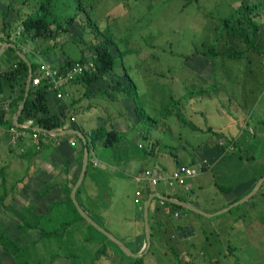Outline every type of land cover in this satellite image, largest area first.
<instances>
[{"label": "rangeland", "instance_id": "obj_1", "mask_svg": "<svg viewBox=\"0 0 264 264\" xmlns=\"http://www.w3.org/2000/svg\"><path fill=\"white\" fill-rule=\"evenodd\" d=\"M49 1L0 0V33L4 30L9 33V40L21 37L23 44L26 43V48H20L22 53H44L46 59L58 66L64 62L62 54H67L65 60L70 57L79 61L85 54L91 55L96 46L105 40V35H112L117 46L112 47V50L114 53L118 50L124 52L126 56L123 60L117 59L115 70L91 86L85 81H77L79 85L83 82L86 84L80 91V98L86 99V107L97 106L99 111H104V118L111 114H125L129 137L135 143L124 137L113 143L111 149L125 158L140 152L145 157H154L155 166L168 169L173 168L180 158L186 161L185 157L189 156L198 157L199 164L203 158L211 161L212 155L220 157L218 162L228 158L220 164H224L232 180L250 179L260 171L244 193L247 196L253 192V195L241 202L238 209L232 210L228 207L230 205L220 199L221 193L216 189L219 183L229 182L222 178L223 182L218 183V174L213 170L217 161L211 168L202 169L198 175L206 177L205 181H194L195 189L185 197L186 205L202 212V216H198V212L192 213L191 209H184L178 210L180 215L177 218L174 216L176 211L161 205L158 210L167 214L163 219L155 218L158 221L152 222L153 232L150 229L151 244L148 249L143 237L144 211L132 203L135 185L131 183L130 176L124 175L118 190L119 201L114 204L115 210H108L103 204L98 210L108 230L117 239L125 238L130 237L134 225H138V234L131 241L132 247L129 246V249L142 255L143 264H264V184L256 187L264 176V107H249L245 98L250 83V87L258 88L253 91V103H256L261 88L255 81L264 79V0H259L261 5L255 16L260 28L257 43L263 52L250 50V60L248 56L232 59L221 55L213 58L212 55L204 54L208 48H214L219 53L226 48H245L238 38L229 37L221 30L223 19L235 12L241 0H82L87 11L86 23L82 22V16L76 15L80 9V3L76 0H53L55 12L49 20L57 38L34 42L30 36H22L24 21L37 14L43 16V5ZM5 22L12 23L11 27L6 29ZM240 27L250 33L245 22ZM32 42L38 43V47L30 49ZM52 50L57 57L52 55ZM123 66L138 83L137 104L131 99H124L121 93L114 92V85L119 81L118 74H123ZM221 67L231 72V75L224 77L228 80L225 86ZM4 74L6 71H0V78L6 85L5 93L0 95L1 112L11 104L9 101L14 95H23L25 86L21 82L19 89L13 90L9 82L5 81ZM225 87L231 94L226 93ZM233 88L235 91L243 89L244 98L236 96L238 92L233 95ZM67 95L73 101L79 94L67 92ZM118 98L132 103L122 107H113L114 104L109 106ZM66 102L63 101V104ZM74 102L67 106L76 104ZM137 108H140L139 112ZM239 109L246 110L245 118L248 121L243 119L241 123L239 114H236ZM256 109L262 110L257 114ZM216 111H231L235 116V124L217 133L215 138L211 136L209 127H215L214 123L220 122L212 117ZM109 121L108 124H111L112 118ZM192 124L197 125L200 128L198 131L202 133L194 131L190 126ZM240 126L254 139L245 141L241 136L237 139L238 143L234 142L233 136L242 130ZM151 128L153 133H148ZM260 129V137H257ZM221 135L232 137V140L226 144L227 139L219 140L217 137ZM219 142L224 143L220 145ZM247 144L250 147L245 149V153L237 150ZM190 160L194 161L192 158ZM194 163L197 164V161ZM203 163L211 166L207 161ZM184 164L189 163L186 161ZM160 185L163 183L160 182L157 187ZM156 190H151V193ZM2 194L0 185V197ZM84 203L86 206L85 198ZM29 205L19 204L12 217H7L2 214L6 203L1 200L0 231L23 245L30 264H131V260L118 253L106 238L89 231L86 220L66 228L60 226L58 233L50 238L41 239L40 230L24 232L22 220L32 218L34 211L22 208ZM64 210L65 207H59L54 212L53 222L47 224L48 229L73 218L71 215L66 216ZM89 211L95 213L94 209ZM137 213L138 219L134 217ZM103 243L108 247L106 252L110 253V258H97ZM174 252L178 254L180 262L176 260ZM0 264H17L1 242Z\"/></svg>", "mask_w": 264, "mask_h": 264}, {"label": "crops", "instance_id": "obj_2", "mask_svg": "<svg viewBox=\"0 0 264 264\" xmlns=\"http://www.w3.org/2000/svg\"><path fill=\"white\" fill-rule=\"evenodd\" d=\"M247 1L250 4H261L259 0H247ZM238 6L239 5H237V7ZM1 34L4 35L0 37V71L3 72L13 69L11 67L15 65L16 57L11 53L10 54L6 53V49L8 47H14L13 46L14 44L9 45L8 43H4V39L7 38L9 33L7 35L4 32H1L0 35ZM17 39L18 38L11 41H17ZM52 40L55 39H51L50 41ZM35 41L36 40H34V42ZM20 42H21L20 43L21 48L23 49L26 48V43L23 44L22 41ZM34 42H32V48L30 49H34L38 47L39 44ZM51 52L54 57H57L56 52L54 50H52ZM18 53L20 56L27 58L29 62L37 63L39 65L38 69L40 68L41 64H45V63L58 66L56 65L55 62H51L50 60L46 59V55L41 52L33 51L31 54L25 55L19 49ZM246 56L249 57V60L252 59L249 52L247 53ZM65 57H67V54L64 55L62 54V61H64L61 62V64L63 63L62 65H66L67 61L70 59L69 57L68 59L65 60ZM221 70H222V79L224 80V86H225L228 80L224 77L230 74L231 72H226V67H221ZM255 82H258L261 88L260 93L258 94V98L256 100L257 102L253 103L255 99V93H253V91H257L258 88L250 87L249 86L250 83L248 85V90L246 93L247 95L245 96V98L248 101L249 107L250 106L257 108L262 106L264 107V88H263L264 85H262L264 84V79L257 80ZM136 84L138 85V83ZM84 85H86L85 82H83L82 85L81 84L79 85V83L75 82L67 86L65 88V95H66L65 99H59L55 92H50L53 101L54 113H59L63 111L68 113V117L65 119L66 127L69 128L70 130L76 129L80 132V134L71 133V132L67 133L69 130L62 131L59 133L52 132L49 134L53 136L50 137L47 136L41 138L42 140L41 143L39 140L41 135H39L38 138H35V134L26 129V127H28V122H30L31 120H29L24 125L19 124V120H20L19 116L23 104L21 105V107H18L17 109L18 111H14L11 108L12 103L14 102V100L18 99L19 95H14L12 100L9 101L11 104L6 106V108L3 110V112L6 113V120L13 122L14 131H12V127L8 128V126L5 127L0 125V176L1 179L3 178L2 179L3 182L2 180H0L1 182L0 185L3 188V194L1 196L3 197L2 201L6 203V207L4 206V212L2 214L6 215L7 217H12L11 215L15 213L16 210H18L17 206L19 204L22 203L30 204L29 206H26L22 209L31 208L34 211L32 213L35 214L36 217L40 219L43 218L42 222L40 223V226L43 229L54 230L55 228L60 227L61 225L54 227L53 229H48L47 224L53 222L54 212L59 208L58 204H61L60 207H65L64 213L66 214V216L71 215L72 217H74V212L67 203L68 201L67 191L68 189L70 190L71 188L74 191V189L76 188L77 184L80 181V178L83 174L84 168L86 166L85 164L87 161L86 174L83 182L80 185L81 191L79 194V198L77 197V200L80 203V205L83 207V209L86 210L89 217L98 219L102 223L103 228H105L108 232H110L102 220L103 217L101 216V212H98V210L102 204L108 210L110 209H113V211L115 210L114 204H116L119 201L118 200L119 186L124 181L125 178L124 175H127L131 177V183L135 185L134 190L132 192L131 201L134 205L143 209L144 219H145L146 204L148 203V200L153 196V198L150 201V205L148 207V222H149V228L151 229L153 226L152 224L153 221H158L157 219H163L167 214L162 212L161 210H158V208H160L161 205L166 207L165 206L166 199L164 198L165 196L168 198H172V200L176 202L181 201L186 204L187 200L185 199V197L191 195L193 189H195V187L193 188V185L195 186V183L193 182L197 181L198 179H201V181L204 182L206 177H203V175L200 176L198 175L196 178L191 180L190 181L191 190L189 192H185L181 188H166L164 185L155 187V189L153 190L156 189L157 190L152 193L151 190L147 189L144 191L143 201L138 205L134 203L135 191L139 187L138 182L136 181V177L141 175L145 169H151L157 174L170 175L180 165L200 166L201 164H203V162L206 161L209 164H211V166L209 167V165L207 164V166L204 167L203 170L206 169L207 167L209 169L212 167L213 164H215L216 161L218 162V159H220V157L217 158L216 156L212 155L211 157L213 158L211 159V161H208L209 159L206 160L203 158L201 164L198 163L200 159H198V157L195 156L185 157V159H187L186 161L189 164H184V162L186 161H183V159L180 158L179 161H176V165L173 168L168 169L164 166H160V167H158V165L155 166L154 157L151 158L145 157L144 154H141L140 152L131 155L130 157L127 158L122 157V155H119L117 151L111 149L110 146L104 145L103 140L98 141L95 144V146L91 148V150L88 149V154H87V145H86V140L84 138H87V135L92 134L94 131L98 130L101 127H105L108 131L113 130L123 134V136L129 138L132 141V143H135V141L129 137L130 131L127 130V126L125 124L126 123L125 114H120V113L116 115L111 114V116L107 115L106 118H104L105 117L104 111H99L97 106L88 105L86 107V99L80 98L81 97L80 91L81 88L84 87ZM17 89H19L18 85L13 87V90L16 91ZM67 92L71 93L72 95H74V93L79 95H77L78 96L77 98H73L72 101L71 98H69V96L67 95ZM235 92H238L236 96H238L241 99L244 98L243 89L235 91L233 88L232 89L233 95H235ZM226 93L231 94L230 90H228L227 88H226ZM75 99H77V101H75ZM65 100H67V102L63 104V101ZM71 101L72 103L75 101L74 103L76 104L72 106H67L69 105V103L70 105L72 104ZM131 103H132L131 101L118 98L116 99V102L110 103L109 106H112L114 104L113 107H116L117 105L119 107H122L124 104H131ZM239 107L242 106L240 105ZM261 110L262 109H256L255 112L258 114ZM236 114H239L238 117H240L239 120L241 121V123L243 119L248 121L247 117L245 118V114H247L246 110L239 109ZM214 115L215 116L212 117L214 118L216 117L215 119L220 120V122L214 123L215 127H209L210 128L209 132H211V136L214 135L215 137L217 133H221L222 131H225L226 129L230 128L231 124L233 123L235 124L234 121L235 116L231 111H227V112L216 111ZM74 116L76 117V121L71 120V118ZM110 118H112V121L111 124H108L110 123L109 121ZM192 125L196 127L194 131L201 132L198 131L200 130V128H198L197 125L194 124ZM240 127L242 128V130L238 133L237 136H233V139L235 140V141L233 140L234 142L238 143L237 139L241 138V136L246 141L250 140L251 138L254 139L253 136L250 137L248 134L244 132L243 126ZM152 129L153 128H151V130H149L148 133H153ZM260 131L261 129L258 130L257 137H260ZM217 137H219V140L227 139L226 144H228V139L232 140V137L228 138V137H224V135ZM219 143L220 145H223L224 142H219ZM200 144L201 143H199L198 145ZM210 144H206V145H210ZM248 147H250V144H247L246 146L243 147L240 146L237 148V150L243 153L245 149H247ZM191 158L194 161H197V164L194 163V161L190 160ZM226 160H228V158H224L221 161H226ZM91 161H93V164ZM217 162L213 166V170L215 169L218 174L217 177L218 183L223 182L222 178H225L227 182L228 181L230 182V183L228 182L227 184L219 183L218 186L230 187L231 191L227 193H223L221 192L219 187H217L216 189H218L221 193L220 199L223 200L226 205H230L228 207L231 209L232 207L239 205L238 203L237 205L232 206L233 201L235 202V200H238L240 198L241 200L238 201L240 202L244 200L247 196H249V194L246 196V194L244 193L246 192L248 187L252 183H254L253 178L257 174H259L260 171H258L256 175H252L250 179L247 177L248 179H244V180H232L231 176H229L231 174H227V172L229 171L224 168V164L221 165L220 162L218 163ZM218 165L221 166L217 168ZM98 175H104L105 178L104 177L98 178ZM78 177L79 180L76 183ZM80 187L78 188V191ZM78 191H77V196H78ZM197 191L200 192V190ZM83 197L86 199V206ZM216 200L218 199H215V201ZM89 209H94L95 213L90 212ZM192 213L197 214V212L194 211H192ZM179 215L180 214L178 213V211H176L174 216L178 218ZM198 216H202L201 213H198ZM134 217L138 219L139 213L135 214ZM185 217L189 218L188 215H186ZM181 221H183V218L181 219ZM137 226L134 225V229L130 237L118 238L128 248L129 246L132 247L131 241L138 234ZM143 229H144L143 237L145 240V244H147L146 222ZM33 230L41 231L42 229L39 228ZM152 232L153 231L151 229V233Z\"/></svg>", "mask_w": 264, "mask_h": 264}, {"label": "trees", "instance_id": "obj_3", "mask_svg": "<svg viewBox=\"0 0 264 264\" xmlns=\"http://www.w3.org/2000/svg\"><path fill=\"white\" fill-rule=\"evenodd\" d=\"M79 4V12L76 15H79L78 17L82 16V22L86 23V6L83 5L82 0H76ZM261 4H250L244 0H241L239 6L235 9V12L231 14L230 17L223 19L221 24V30L224 31L229 37H236L239 39V41L243 44H245V48L241 47H234L232 50H224L223 52L217 51L214 48H208L204 54L212 55L213 58L217 57L218 55L232 58V59H242L250 50H254L256 52H263V49L258 45L257 43V34L259 32V21L255 19L256 16V10L260 7ZM44 14L43 16L35 15L34 17L28 18V20L24 21V30L23 34L25 37L30 36L34 40L39 39H56L57 35L53 33L51 26L52 22L49 20V17L53 15L55 12V8H53V0H50L46 5H43ZM238 14V15H237ZM38 16V17H37ZM90 21V20H89ZM245 22L246 27L249 28L250 33H247L246 28L240 27L241 24ZM10 22H5L4 27L7 29L8 27H11ZM5 34L8 35V33L4 30ZM105 40L102 41L101 44L96 46L94 53L96 54V60H95V71L92 74H87L86 76L82 77L81 81H85L88 86H91L95 82L99 81L104 75L113 72L116 67V60L120 59L123 60L125 53L121 51H117V53H114L112 50V47H117L115 41L112 38V35H105ZM9 38V35L6 39ZM4 43H8L9 45H13L14 47H8L6 49L7 54H13L16 57V63L12 70L6 71L5 81H8L9 84H11L12 87L19 86L21 82L25 83V86L23 88V95L19 96L17 100H14V102L11 105V108L14 111H18V107H21V105L24 103L26 94H27V87H28V79L30 76V69L31 66L34 69V73H36L39 65L37 63H31L27 60V58H24L23 56H20L18 53V50L20 47V41H23L22 38H18L17 41H11L6 40ZM21 39V40H20ZM20 40V41H19ZM16 44V45H15ZM85 56L82 57L80 61H84ZM76 61L69 59L63 68H66L68 65L74 64ZM123 65V64H122ZM17 66V67H16ZM126 67H122L123 74H118L119 81L116 82L114 85V92L115 93H121L122 97L124 99H131L134 101L135 104H137V100L139 97L138 94V87L133 78L130 76L128 69L126 71ZM79 81V80H78ZM77 82V81H76ZM6 91V85L4 81L0 78V95H3ZM140 111V108H137V112ZM68 117V113L65 111L54 113L53 111V101L52 96L50 95V92L48 90V87L46 83L41 84L37 87H32L30 90V97L26 103V107L24 109L23 114L20 117L19 124L24 125L29 120H32V124H30L26 129L32 133H39L40 136V142L42 143L41 138L47 137V136H53L49 133L51 132H62L70 130L66 127L65 119ZM0 125L5 126L8 128L14 127V124L12 121L6 120V113L3 111H0ZM193 129H196L195 126L190 125ZM262 127L264 129V120L262 122ZM124 138L123 134L118 133L116 131H108L105 127H101L98 130L94 131L92 134L87 135V148L91 150L95 146V144L103 140V144L106 146H111L113 143H117L121 141ZM245 140V139H244ZM231 140L228 139V142ZM235 141V140H234ZM246 141V140H245ZM219 149L223 150V148L219 147ZM104 177V175H98V178ZM78 179L76 180V183ZM264 184V181L263 183ZM221 192L227 193L231 191L230 187H223L218 186ZM72 191L68 189V205L71 207V209L74 212V217L67 221L66 223H63L61 227L66 228L69 227L75 223L81 222L86 220L85 217L82 215V213L78 210L76 207L74 200L72 198ZM81 191V187L78 191V198ZM183 199V198H181ZM180 199V200H181ZM1 200H3V197H1ZM0 200V201H1ZM183 201V200H182ZM61 204H58V207H60ZM165 206H169L172 208V211H178V210H187V208L176 204L174 202H171L170 200H165ZM241 205H237L232 207V210H236ZM200 215V214H199ZM97 224L103 227L102 223L96 219L91 217ZM43 218H38L33 214V217L28 219L24 218L23 224L21 225V228L24 232H27L29 230L33 229H39L41 228V239L43 237H52L54 234H57L59 227L55 228L54 230H47L43 229L39 222L41 223ZM87 221V220H86ZM88 229L93 232L94 234H98L99 236L106 238L109 243L116 248L117 252L120 253L124 258L130 259L131 264H143V258L142 256H130L127 255L121 247L109 239L107 236H105L102 232H100L97 228H95L93 225L87 222ZM0 242L4 249L12 254L13 259L16 261L17 264H30L29 256L27 253H24L23 251V245L20 244L18 241H16L13 237H10L6 232L3 233L0 231ZM107 245L105 243L102 244V250L99 251L97 258H100L101 256H105L107 258H110V253H107ZM133 253V252H132ZM135 254V253H134ZM138 255V254H136ZM175 258L177 261H179L178 254L174 252ZM72 264V263H70Z\"/></svg>", "mask_w": 264, "mask_h": 264}, {"label": "built area", "instance_id": "obj_4", "mask_svg": "<svg viewBox=\"0 0 264 264\" xmlns=\"http://www.w3.org/2000/svg\"><path fill=\"white\" fill-rule=\"evenodd\" d=\"M2 36L4 35L1 34L0 37ZM95 59L96 55L92 53L84 61L75 62L66 68L48 63L41 64L34 75L32 85L33 87H37L46 83L49 92H55L59 99H65V88L67 86L94 72ZM71 120L76 121V117H72ZM28 124H32V120ZM12 131H14V127H12ZM34 134L35 138H38L40 135L39 133ZM206 166L207 164L205 163L200 166L180 165L170 175L157 174L151 169H145L141 175L136 177L139 187L135 191L134 203L140 204L144 198V191L155 189L160 182L166 188H181L185 192H189L191 190L190 181L196 178L199 172Z\"/></svg>", "mask_w": 264, "mask_h": 264}, {"label": "water", "instance_id": "obj_5", "mask_svg": "<svg viewBox=\"0 0 264 264\" xmlns=\"http://www.w3.org/2000/svg\"><path fill=\"white\" fill-rule=\"evenodd\" d=\"M25 58V57H24ZM34 78V69L33 67L31 66V69H30V76H29V79H28V87H27V94H26V97H25V100H24V103H23V106H22V109L20 111V116L23 114L24 112V109L26 107V103L30 97V90L32 88V80ZM19 116V118H20ZM18 118V119H19ZM78 133L80 134V132L76 129H71L69 130L67 133ZM52 133V132H51ZM86 140V143H87V138H84ZM87 154H88V148H87ZM85 168H84V171H83V174L80 178V181L79 183L77 184L76 188L74 189L73 191V194H72V197L74 199V202L78 208V210L82 213V215L85 217V219L87 220L88 223H90L91 225H93L95 228H97L100 232H102L105 236H107L109 239H111L112 241H114L115 243H117L121 249L127 254V255H130V256H142L141 254H134L130 251V249L124 244L122 243L119 239H117L113 234H111L110 232H108L105 228H103L102 226H100L99 224H97L91 217H89V215L87 214L86 210L83 209V207L80 205V203L78 202L77 200V191H78V188L80 187L81 183L83 182L84 180V177H85V174H86V169H87V161H86V164H85ZM264 181V176L261 178V180L258 182L257 184V188H259V186L261 185V183H263ZM253 195V192L251 194H249V196H247L244 200L248 199L249 197H251ZM153 198V196L148 200V203L146 204V208H145V222H146V238H147V249L150 248V244H151V238H150V228H149V222H148V207L150 205V201L151 199ZM166 200H170V201H173L185 208H188V209H191L195 212H198V213H201L199 210H197L196 208L194 207H190L188 205H186L185 203L181 202V201H174L172 200V198H168V197H164ZM244 200L240 201V202H237L236 204H233L232 206L234 205H237L238 203L240 204L241 202H243Z\"/></svg>", "mask_w": 264, "mask_h": 264}, {"label": "clouds", "instance_id": "obj_6", "mask_svg": "<svg viewBox=\"0 0 264 264\" xmlns=\"http://www.w3.org/2000/svg\"><path fill=\"white\" fill-rule=\"evenodd\" d=\"M94 53V52H93ZM95 54V53H94ZM96 55V54H95ZM85 56H86V54H85ZM87 58V56L85 57V59ZM96 60V59H95ZM80 61V60H79ZM76 62H78V61H76ZM62 66H65V65H62ZM96 67V66H95ZM95 71V70H94ZM37 73V72H36ZM35 75V74H34ZM32 87H33V85H32ZM29 123V122H28ZM30 124H28V126H29Z\"/></svg>", "mask_w": 264, "mask_h": 264}]
</instances>
